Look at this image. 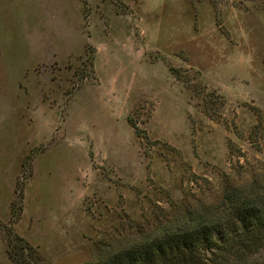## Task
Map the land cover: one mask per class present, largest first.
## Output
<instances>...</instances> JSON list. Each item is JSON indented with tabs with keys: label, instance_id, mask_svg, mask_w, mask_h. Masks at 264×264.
<instances>
[{
	"label": "rangeland",
	"instance_id": "obj_1",
	"mask_svg": "<svg viewBox=\"0 0 264 264\" xmlns=\"http://www.w3.org/2000/svg\"><path fill=\"white\" fill-rule=\"evenodd\" d=\"M230 192L264 194V0H0V264L110 259Z\"/></svg>",
	"mask_w": 264,
	"mask_h": 264
},
{
	"label": "trees",
	"instance_id": "obj_2",
	"mask_svg": "<svg viewBox=\"0 0 264 264\" xmlns=\"http://www.w3.org/2000/svg\"><path fill=\"white\" fill-rule=\"evenodd\" d=\"M252 195L226 193L216 218H196L110 259L86 264H264V194ZM6 253L10 264L40 260L17 236L8 239ZM253 254L263 258L251 260Z\"/></svg>",
	"mask_w": 264,
	"mask_h": 264
}]
</instances>
